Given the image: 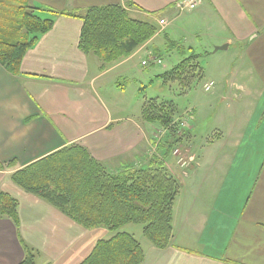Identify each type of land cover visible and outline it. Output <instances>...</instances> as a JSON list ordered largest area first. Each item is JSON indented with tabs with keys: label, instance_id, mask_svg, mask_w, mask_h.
<instances>
[{
	"label": "crops",
	"instance_id": "crops-1",
	"mask_svg": "<svg viewBox=\"0 0 264 264\" xmlns=\"http://www.w3.org/2000/svg\"><path fill=\"white\" fill-rule=\"evenodd\" d=\"M31 1L77 14L120 4L135 17L155 21L159 31L101 71L98 59L79 48L83 21L56 15L53 28L26 52L18 76L0 64V160L15 164L0 170V190L17 198L20 218L17 228L0 217V264L21 262V241L39 252L37 264H81L98 240L111 236L104 228L82 227L25 192L11 174L72 144L85 147L110 171L141 166L159 155V127L142 119L146 98L137 86L152 76L161 78L154 70H140L145 57H164L161 47L171 59L182 60L169 41L195 52L203 43L228 45L205 53L219 56L216 69L202 67L205 83L216 81L207 99L221 107H210V131L197 143L194 132L205 116V102L192 106L191 168L183 174L174 160L167 161L182 181L172 243L165 249L147 243L142 264H264V0H204L191 12H180L178 0ZM161 18L166 25L160 26ZM120 78L129 83L120 86Z\"/></svg>",
	"mask_w": 264,
	"mask_h": 264
},
{
	"label": "trees",
	"instance_id": "trees-1",
	"mask_svg": "<svg viewBox=\"0 0 264 264\" xmlns=\"http://www.w3.org/2000/svg\"><path fill=\"white\" fill-rule=\"evenodd\" d=\"M22 2L17 13L24 38L12 42L0 40V64L12 76L20 74L26 52L53 28L56 15L78 17L83 21L79 48L98 59L101 71L131 56L159 31L155 21L135 17L128 7L120 4L92 6L77 14L31 0ZM130 6L136 5L130 3ZM43 12L49 16L42 17ZM168 44L184 58L160 75L164 82L177 81L191 87L203 79L202 71L198 70H202L199 63L202 55L175 41ZM118 82L120 86L129 83L125 78ZM141 115L145 122L169 129L168 135L158 142L159 155H153L144 165L126 164L118 171H110L85 147L72 144L11 174L16 186L50 203L82 227L104 228L112 233L98 240L81 264H142L143 243L124 230L130 224L143 225V238L158 249L172 243L173 209L181 185L168 169L167 161L180 142L177 104L171 99L145 100ZM14 165L13 161L0 160V170ZM0 217L8 218L17 228L20 225L19 201L3 190H0ZM21 243L24 257L19 264H37L39 252L24 241Z\"/></svg>",
	"mask_w": 264,
	"mask_h": 264
},
{
	"label": "rangeland",
	"instance_id": "rangeland-1",
	"mask_svg": "<svg viewBox=\"0 0 264 264\" xmlns=\"http://www.w3.org/2000/svg\"><path fill=\"white\" fill-rule=\"evenodd\" d=\"M21 5H23L22 0H0V40H6L12 42L24 38L22 37L24 30H22L19 27L20 15L17 13L18 7ZM40 15L42 17L49 16L48 13H44V12L40 13ZM180 25L182 26L181 23ZM189 31H193V30H189ZM170 36L171 38H175L174 34L172 33H170ZM161 37L163 38L164 35L162 34ZM202 46H200L199 49L196 51L197 54L201 53L202 55H205L206 53L210 55L207 52H212L215 50V47H211L210 45H208V43L206 44L203 43ZM206 46L209 47L206 48ZM164 48L165 46L161 47L164 54V57H162L163 62L161 64H149L148 66L141 65L140 70H146L148 72L154 70L155 72L162 74L165 71H167L166 70L167 67L171 69L175 67L179 63L178 59L175 60L171 59V57L167 54L168 52L164 51ZM208 55L203 56L202 59L200 58L199 63L201 64L202 67H205L206 69L209 67L216 69V65H217L216 61L219 59V56H216L215 58L217 60H214L215 58H209L210 56ZM182 58L184 57H181V59ZM145 59H148V57H145ZM198 70L202 71L201 69ZM188 77L189 79H191L190 74L188 75ZM151 78L153 79L150 80L149 78L146 81L145 80L142 81V83L138 84L137 87H140L139 92L140 94H142V96L146 98V100L152 98L158 99L159 101L171 99L176 102L178 109V116L176 119L179 125V129L177 133L180 142L175 147L170 159L174 160L177 170L185 174L191 168L192 165V157H191L192 136L190 134L192 130V123H194L192 106H194L196 101L198 103L205 102L201 106V110L205 109V116L202 119H199L200 129H197L194 132L196 136V142L198 143L202 140V137L205 136V133L210 131L209 128L211 126L212 119L214 117V115L210 114V107L214 104L217 105L218 107H221V103L218 100L215 101L214 98L211 99V97L210 99H207V95L211 92V90L214 89L216 85L210 91H205L204 88H202L205 81L208 80V75H206L204 79L196 81L195 84H191V87L182 86L177 81H170L165 83L162 78H157L156 75L152 76ZM124 81L125 80H123V82ZM129 95H130V101L131 99H134V94L132 93V91H130ZM158 127L159 128L157 129L158 131L157 135L159 142L161 141L160 140L161 138L164 139V137L168 135L169 129L167 127H162V126H158ZM156 150L157 149H155V151ZM177 179L179 180L180 185H182L181 179L179 178ZM124 230L133 233L135 237L138 238L143 243V246H145L146 249L148 248L147 243L149 242L143 238V234H142L143 225L130 224L126 226Z\"/></svg>",
	"mask_w": 264,
	"mask_h": 264
},
{
	"label": "built area",
	"instance_id": "built-area-1",
	"mask_svg": "<svg viewBox=\"0 0 264 264\" xmlns=\"http://www.w3.org/2000/svg\"><path fill=\"white\" fill-rule=\"evenodd\" d=\"M204 3V0H178L176 3V8L182 12L185 11H193L199 8ZM162 24H165L166 21L164 19L161 20ZM163 60L159 57H151L147 60L143 61V65L149 64H161ZM214 86V82H210L205 85V89L209 91Z\"/></svg>",
	"mask_w": 264,
	"mask_h": 264
},
{
	"label": "water",
	"instance_id": "water-1",
	"mask_svg": "<svg viewBox=\"0 0 264 264\" xmlns=\"http://www.w3.org/2000/svg\"><path fill=\"white\" fill-rule=\"evenodd\" d=\"M226 48H228V45H227V44L222 45V46H217V47H215V50H214V51L222 50V49H226Z\"/></svg>",
	"mask_w": 264,
	"mask_h": 264
}]
</instances>
